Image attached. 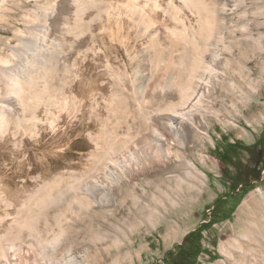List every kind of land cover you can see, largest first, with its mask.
I'll list each match as a JSON object with an SVG mask.
<instances>
[{"label": "rangeland", "instance_id": "1", "mask_svg": "<svg viewBox=\"0 0 264 264\" xmlns=\"http://www.w3.org/2000/svg\"><path fill=\"white\" fill-rule=\"evenodd\" d=\"M45 1L0 0V70L15 66L14 55L20 47L18 40L28 36L26 28L34 20L31 13L37 15L42 11L34 4L43 5ZM47 1L50 18L44 23L46 33L58 44L54 55H64L69 61L68 75L71 72L70 78L63 79L64 84L60 81L61 86L51 88L49 93L59 96L65 89V95L72 96L70 100L77 92L83 95L75 101V107L74 101L73 106L69 105L71 110L67 112L65 123L57 124L58 127L65 125L63 137L48 143L50 136L41 133L32 139L35 144L39 143L38 148L28 140L25 147L28 145L29 152L38 157L43 171H95L98 164L95 156L101 147L99 154L109 155L110 161L113 159L117 174L113 183L108 184L113 204L100 212L92 228L87 227L88 235L79 241L72 239L70 249L87 250L93 255L97 239H101L100 246L117 240L118 252L128 253L123 264H169L165 260L167 252L182 244L184 238L201 225L207 227L211 220L214 224L200 234L202 253L197 264H264V254L258 245L259 240L264 239V171L259 181L244 190L233 191L213 156L223 141L251 145L264 129V0H215L219 13L215 17L214 38L209 41L206 40L207 22L196 21L201 17L190 2L196 6V0H161L163 15L177 32L170 34L162 28V38L158 41L161 50L166 51L163 50V58L155 56L154 69H149L143 50L150 42H142L134 64L135 71L140 72L137 82L121 45L101 34L97 37V15L107 9L108 1L102 2L97 15L89 9L81 14L76 12V0ZM110 1L115 3V0ZM172 2L189 14L192 27L177 25L178 13L172 9ZM224 5L226 11L222 13ZM145 22L141 20L136 31L142 30ZM214 41H223V47L217 46L221 49L220 60L197 105L198 110L193 112L194 123L185 124L183 130L176 133L168 115L175 113L181 104L179 91L189 79L176 67L179 52L184 43H193L198 51H204L206 59ZM81 53L84 56L80 59L77 55ZM2 81L0 79V98L8 90ZM191 81L193 83V79ZM14 96L17 100L22 98ZM43 115L46 114L28 116L33 120ZM84 127L85 132H82ZM99 134L102 140L98 139ZM157 137L162 141L163 152L157 149ZM91 143L99 146L97 151ZM23 147L8 143L5 149H0L3 151H0V171L3 172L0 186L13 188L11 179L3 175L10 169L13 172L9 173L23 171L26 165ZM15 153L16 159L13 158ZM238 158L248 167L253 166L246 153L238 151ZM137 205L155 215L147 221L146 216L144 221L143 216L127 220L120 207H127L135 215L133 210ZM72 217L75 216L70 217L74 220ZM25 249L21 248L19 255L28 259Z\"/></svg>", "mask_w": 264, "mask_h": 264}, {"label": "bare ground", "instance_id": "2", "mask_svg": "<svg viewBox=\"0 0 264 264\" xmlns=\"http://www.w3.org/2000/svg\"><path fill=\"white\" fill-rule=\"evenodd\" d=\"M103 1L76 0V12L81 14L89 9L97 15ZM107 1L109 2L107 9H102L103 12L97 15V37L101 34L109 40L115 41V44L121 45L127 52L130 67L134 73V81L137 82L140 72L135 71L134 64L139 57V49H141L139 46L142 45V42L149 40V46L143 50L147 55L149 69H154L157 57L163 58L164 51H166L161 50L162 45L158 41L159 37L162 38V28L170 34H175L176 27L163 15V0H115V3ZM48 2L46 0L43 5L34 4L36 9L42 11L37 15L31 13L34 20H31L30 25L28 24L29 26L26 28L28 36L18 40L20 47L14 55L15 66L7 70H0V79L8 89L0 98V149H5L4 145L8 143L11 145L14 143L16 146L21 144L25 148L24 161L26 162L23 171L9 173L13 172L10 171V166L8 168L10 170L4 174L5 176L3 175L4 178L11 179L13 188L5 187L8 185L0 186V264H123L128 259V253L118 252L119 241L117 240H111L109 244L104 243V246H100L98 241L101 239H97L93 255L87 250L81 251L77 248L73 251L70 249L72 239L74 241L83 239V236L87 234V227L91 226L92 228L94 222L100 217V212L106 209L109 204H113L109 188V185L117 177L113 159L110 161L109 155L99 154L102 151L100 147L95 156L98 159L95 171H43L44 168L38 161V157L33 155L34 153L31 154L26 148L28 145L25 147L24 144L25 140H28L38 148L39 143L35 144L34 138H37L41 133H47L50 136L48 143L63 137L66 134V130L63 129L65 125L58 127L57 124L65 123L67 112L71 110L69 105H72L73 101L74 105L75 101L81 99L83 95V92H77L70 100L72 96H66L63 88L59 96H56L54 92L53 95L49 93L52 91L51 88L61 86L60 81L63 83V79L70 78L71 72L68 75V59L64 55H54L58 44L46 33L48 29L44 23L50 18V14L47 13ZM190 2L193 10L201 17L200 19L197 17L196 21L207 22L206 40L209 41L214 38L212 37L215 30L214 25L217 22L215 17L219 13L217 4L215 0H196L197 8L194 5L196 3ZM172 3V9L178 13L177 25L181 28H190L193 20L191 21L189 14L174 2ZM190 10L192 11V9ZM225 11L224 5L221 12ZM141 20L146 21V24L140 28L142 30L137 29L138 31H136V25L141 23ZM217 28L220 29V25ZM219 42L214 41L211 44L213 47H211V52L206 49L209 51V54L206 51L208 54L206 59L203 58L204 51H198V48L192 45L193 43H184V48L179 52V63L176 67L183 71L189 79L179 91L182 99L181 104L175 113L168 115L171 128L176 133H180L185 124L194 123L193 112L198 110L197 105H200L199 102L215 71L214 67L220 60L221 52L219 51L221 49H218L217 46L223 44V41L220 44ZM185 44L189 46L187 47ZM82 55L84 56V53L77 56L81 59ZM169 75L171 74L169 73ZM79 85L81 88L80 83ZM76 87L79 88L78 85ZM165 89L169 88L165 87ZM89 93H93V91H89ZM14 94L20 95L22 98L17 100ZM44 113L45 116L29 119V116ZM82 132H85V127ZM20 136L21 138L18 139ZM98 139L102 140V135L99 134ZM1 140L4 143L1 144ZM156 142L157 149L162 151L161 139L157 137ZM91 145L96 151L98 150L99 146L95 143H91ZM5 147L9 150L7 146ZM165 155L168 157L169 154L166 152ZM16 156L17 154L13 158L16 159ZM20 169L22 168L20 167ZM2 173L0 171V175ZM1 177L2 175L0 184L2 183ZM93 206H96L97 209ZM135 207L137 208L133 210L135 215L127 207H120V210L127 220L134 219L136 216H143V219L146 216L145 220L147 221L155 215L153 211L151 212L143 206ZM103 214L110 215L105 212ZM103 214L102 216L105 217ZM72 215L75 216V218L72 217L74 220L70 218ZM84 227L86 229H83ZM81 243L80 246H82ZM258 245L264 254V239H260ZM21 248H26L25 254L27 253L29 256L28 259L19 255Z\"/></svg>", "mask_w": 264, "mask_h": 264}, {"label": "trees", "instance_id": "3", "mask_svg": "<svg viewBox=\"0 0 264 264\" xmlns=\"http://www.w3.org/2000/svg\"><path fill=\"white\" fill-rule=\"evenodd\" d=\"M238 151L248 155L253 163L252 167L240 161ZM213 156L221 166L222 177L226 179L233 191L238 188L240 190L248 188L252 182L259 181L260 174L264 171V129L251 145L223 141L221 146L214 150ZM213 224L210 220L207 227L201 225L195 232L189 233L182 244L176 245L174 250L167 252L165 260L169 264H197L198 257L202 253L199 243L200 234ZM191 238H195V241H190Z\"/></svg>", "mask_w": 264, "mask_h": 264}, {"label": "built area", "instance_id": "4", "mask_svg": "<svg viewBox=\"0 0 264 264\" xmlns=\"http://www.w3.org/2000/svg\"><path fill=\"white\" fill-rule=\"evenodd\" d=\"M209 213V215H210V212H208Z\"/></svg>", "mask_w": 264, "mask_h": 264}, {"label": "crops", "instance_id": "5", "mask_svg": "<svg viewBox=\"0 0 264 264\" xmlns=\"http://www.w3.org/2000/svg\"><path fill=\"white\" fill-rule=\"evenodd\" d=\"M239 190H237V192H238Z\"/></svg>", "mask_w": 264, "mask_h": 264}]
</instances>
